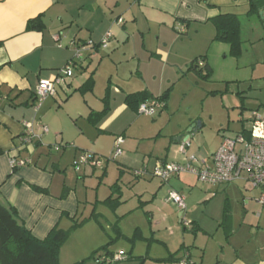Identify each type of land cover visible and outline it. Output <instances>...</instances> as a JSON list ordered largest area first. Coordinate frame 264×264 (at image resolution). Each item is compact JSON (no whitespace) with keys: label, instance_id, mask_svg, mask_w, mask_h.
Wrapping results in <instances>:
<instances>
[{"label":"crops","instance_id":"crops-1","mask_svg":"<svg viewBox=\"0 0 264 264\" xmlns=\"http://www.w3.org/2000/svg\"><path fill=\"white\" fill-rule=\"evenodd\" d=\"M66 1L0 0V201L16 210L24 226L37 239H44L54 228L63 230L71 224L72 227L78 219L81 205L90 203L88 190L82 195L83 203L77 193V182L72 188L62 163L49 151L71 145V149L66 151L70 155L68 162L80 152L101 157L99 144L102 138L111 142V154L115 139L122 137L121 148L127 146L131 151L134 149L132 153L136 156L139 142L158 136H141V115L136 108L125 104V97L140 92L158 97L186 80L196 85L199 78L188 68L191 61L198 57H205V63L212 68L207 48L204 50L203 46L214 38L215 29L210 20L219 14L238 16L241 39L257 44L253 48L260 45L264 48V20L259 15L263 8L257 14L248 16L249 0H73L78 12L72 18L69 16L70 20L64 17L67 15ZM37 18L35 29L29 30L28 22ZM118 19L122 20V24L116 23ZM242 22H248L251 27V33L245 36ZM107 34H110V40L102 48L100 43ZM72 43L85 46L77 68L80 76L72 75L65 79L64 86L57 89L55 97L46 99L35 110L34 93L38 82L52 81L57 77L73 57ZM211 44H208V50ZM219 44L224 53L226 45ZM101 72L106 77L102 94L88 97L94 94ZM91 74L94 80L92 91L84 94L75 91ZM75 96L84 99L86 122L98 131V135L92 133L90 146L68 139L64 126L56 127L46 122L47 113L55 111V107L68 109ZM258 102L249 109L250 116L253 111L264 114V99ZM104 108L107 111L102 117L89 119L91 114L100 113ZM164 109L168 110L167 101L159 114ZM67 111L70 118L76 113H80L81 117L80 108L74 110L70 107ZM23 123L32 124L35 133L41 135L29 146H22ZM36 123L45 126L47 132L39 133ZM247 129L242 126L238 133ZM174 135L173 144L165 146L168 155L170 152L174 154L173 159L170 162L167 156L163 159L157 156L155 159L160 164L185 163L178 145L188 136L182 132ZM224 137L228 136L221 132L220 142ZM214 153L205 155L208 158L193 156L208 162ZM186 156L190 157L187 153ZM11 157L26 160L29 164L13 173ZM124 160L129 162L128 158ZM137 162L135 160L134 164L142 163ZM120 164L127 167L124 163ZM96 174L97 170L88 168L78 178L85 184L88 177ZM102 174L99 177L101 182L106 176L105 170ZM182 174L173 178L179 179ZM189 175L199 182L196 176ZM30 186L43 189L47 194L37 193ZM202 186L207 187L209 199L218 192L226 197L222 212L215 218L226 222L224 225L228 228L226 237L231 255L225 259V264H264V208L257 203L260 189L253 188L244 178L224 186ZM108 198L112 199V195ZM235 198L242 210L239 212L240 224L234 228L230 220L233 219L232 201ZM87 205L83 208L86 209ZM180 216L179 212L178 218ZM86 223L90 222L87 220ZM158 224L159 221L152 223L155 227ZM192 225V229H198L197 225Z\"/></svg>","mask_w":264,"mask_h":264},{"label":"rangeland","instance_id":"rangeland-1","mask_svg":"<svg viewBox=\"0 0 264 264\" xmlns=\"http://www.w3.org/2000/svg\"><path fill=\"white\" fill-rule=\"evenodd\" d=\"M65 3L67 15L64 17L72 18L77 14L78 6L73 0ZM242 25L243 36L251 33L248 22H242ZM242 40L245 42L247 39ZM209 43L206 42L203 48L208 50L206 53L210 57L213 75L208 81L199 79L195 85L186 80L172 89L167 99V111L164 109L160 114L157 111L153 117L139 116L143 125L141 136L158 137L139 142L136 156L132 153L134 149L131 151V148L123 146L122 156L112 159L111 142L102 138L99 144L102 167H82L77 173L74 162L79 155L73 161L67 160L70 155L66 151L71 149V145L49 151L62 163L72 188L77 182V193L82 202L85 203L82 198L85 191L88 190L90 197L88 205H81L76 220L82 222L87 218L85 221L90 223L84 222L74 229H71V224L63 229L68 234L59 250V264H180L182 260L188 264H225V259L231 255L226 237L228 228L222 219H215L222 212L225 195L218 192L209 199L207 187L189 174H182L179 179L172 178L168 183H162L150 174L153 163H159L155 159L157 156L162 159L167 156L172 161L174 154L170 152L168 155L165 146L173 144L177 132L190 137L188 156L195 154L197 158H208L205 155L218 149L221 132L234 138L242 126L249 128V109L254 108L258 100L264 99L263 46L253 48L257 44L245 42L241 56L233 59L228 54V46H224L226 50L222 53L221 44L212 42V39ZM62 45L64 47L63 40ZM94 66L95 62L93 69ZM73 73L74 77L80 76L77 69ZM105 80V74L101 72L94 94L88 97L102 94ZM83 101L81 96H75L68 106L74 110L80 108L81 117L80 113H76L70 118L69 108L55 107V111L47 113L45 118L52 126H64L68 139L90 146L92 133L98 135V131L86 122ZM191 128L193 130L189 132ZM135 160L142 162L140 167L134 164ZM88 168L97 170V174L88 177L83 184L78 176ZM104 170L106 176L101 182L99 177ZM136 172L144 175L136 177ZM171 191L185 198L184 219L191 225H197V230L192 229L193 225L185 228L181 225L179 210L167 203ZM109 195L112 199L106 201ZM236 202L235 198L232 201L233 219L230 220L234 228L240 224L241 206ZM85 205L86 209L83 208ZM156 221L159 224L155 227L152 223ZM116 257L121 260L116 261Z\"/></svg>","mask_w":264,"mask_h":264},{"label":"built area","instance_id":"built-area-1","mask_svg":"<svg viewBox=\"0 0 264 264\" xmlns=\"http://www.w3.org/2000/svg\"><path fill=\"white\" fill-rule=\"evenodd\" d=\"M117 24H122L118 19ZM182 32V31H181ZM110 34H107L101 41L100 46L105 48L110 40ZM73 57L67 61L65 66L58 72L57 77L52 81L40 80L35 90L34 109L37 110L46 99L55 97L57 88L63 87L65 79L73 75V71L79 67L82 60V54L85 46L80 43H72ZM164 104L160 101H145L137 107V113L141 116L153 117L157 111L163 109ZM249 128L243 133H237L234 138H222L217 151L206 161H200L195 156H186L187 149L190 146V138L187 137L180 141L178 145L179 153L184 156L185 163L180 164H160L157 163L151 172L152 177L157 178L162 183H167L169 179L182 173L192 174L197 177L202 184L209 185H229L244 178L253 188L260 189V195L257 203L264 208V114L253 111L249 118ZM24 134L21 141L22 146H29L40 136L35 133L34 127L30 123H23ZM35 127L41 134L47 132L45 126L36 123ZM123 138L115 139L112 147L111 158L116 159L122 154L121 145ZM77 161V162H76ZM74 163L75 172L79 173L82 167L101 168V157L95 154L83 152L80 153ZM12 168H22L29 163L26 160H19L15 157L10 158ZM141 172H136L141 176ZM168 200L175 205L181 216L179 222L185 228L191 223L183 218L185 211L184 197L177 192H170ZM259 217V215H257ZM120 261V257L114 258ZM180 264H188L184 260Z\"/></svg>","mask_w":264,"mask_h":264},{"label":"trees","instance_id":"trees-1","mask_svg":"<svg viewBox=\"0 0 264 264\" xmlns=\"http://www.w3.org/2000/svg\"><path fill=\"white\" fill-rule=\"evenodd\" d=\"M262 5H264V0H249L248 16L257 14ZM37 21L38 18L28 22L27 26L29 30L35 29ZM210 22L215 29V36L212 42L225 44L228 46L229 56L233 59H238L241 56L243 46L241 23L238 16L219 14L212 18ZM204 63L205 57L195 58L191 61L188 71L200 80L208 81L213 71L207 63ZM93 85V74H91L84 84L75 91L81 94L91 92ZM169 92L170 89H167L158 97H151L145 92L130 94L125 97V104L137 109L139 104L154 100L162 102L164 108ZM106 111L107 109L104 108L100 113L91 114L89 119L100 118ZM1 154L2 152L0 151ZM16 170L17 168H12L13 173ZM30 187L37 193L47 194V191L43 189L35 186ZM106 201H111V198H108ZM84 222L85 220L82 222L75 221L71 229L81 226ZM67 234L66 231L54 228L44 239H37L24 226L16 210L11 206L3 205L0 201V264H59V250ZM171 258L173 259V257Z\"/></svg>","mask_w":264,"mask_h":264},{"label":"water","instance_id":"water-1","mask_svg":"<svg viewBox=\"0 0 264 264\" xmlns=\"http://www.w3.org/2000/svg\"><path fill=\"white\" fill-rule=\"evenodd\" d=\"M262 8H263V9H262ZM261 9H262V10H261V12L259 13V15H260V17L264 20V16H263V15H264V7H261ZM262 16H263V17H262ZM81 61H82V60H81ZM192 130H193V128H191L189 132H191Z\"/></svg>","mask_w":264,"mask_h":264}]
</instances>
